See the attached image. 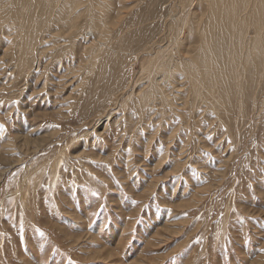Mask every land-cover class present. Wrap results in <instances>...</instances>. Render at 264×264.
Instances as JSON below:
<instances>
[{
  "label": "rangeland",
  "instance_id": "obj_1",
  "mask_svg": "<svg viewBox=\"0 0 264 264\" xmlns=\"http://www.w3.org/2000/svg\"><path fill=\"white\" fill-rule=\"evenodd\" d=\"M112 5L94 35L87 7L78 29L53 11L21 55L0 18V264H264V59L231 89L197 97L183 70L149 97L176 13L199 33L209 2Z\"/></svg>",
  "mask_w": 264,
  "mask_h": 264
},
{
  "label": "bare ground",
  "instance_id": "obj_2",
  "mask_svg": "<svg viewBox=\"0 0 264 264\" xmlns=\"http://www.w3.org/2000/svg\"><path fill=\"white\" fill-rule=\"evenodd\" d=\"M112 1L40 0L41 5L36 6L38 5L36 0H15L5 9L0 7V18L4 22L6 21L8 26L13 24V28L16 31H20L22 42L18 45V53L20 55L23 52L28 54L32 45L25 40L33 37L32 35L37 30L39 23L40 25L44 24L53 11L57 15H63L62 22L64 24L68 23L71 25V29H78V21L82 16H74L73 11L87 7V10L91 13L83 17L89 23V31L94 35L97 32L102 33L106 30L111 22V14L112 10H114ZM205 1L209 2V17L207 22L211 26L207 27L201 24L202 22L199 23L198 26L201 28L198 33L194 26L196 18L192 17L193 13L190 15V10H188L189 13L184 15L176 13L177 15L173 18V23L169 28L172 31L171 33L174 32L176 36L175 41L172 40L173 34L168 35L167 42L169 44H166L167 46H164L159 53L151 55L150 59L148 58L146 61V66L147 64L151 66L149 69L147 68V75L153 78L161 75L160 84L152 87L149 97L157 92L163 95V88L169 82L168 80L175 78L178 75V71L183 70H185V73H188L186 79L192 85V92L197 97L201 96L200 90L202 87H205L207 94L215 93L219 82L227 84L231 89L233 86L240 85V70L242 66L248 63H256L259 59H264V0ZM185 4L181 5L183 10ZM64 9L69 10L70 13H65ZM40 13L43 14L39 19ZM201 19L203 20L204 18L201 17ZM27 23H30L29 27H26ZM244 25H247L246 28H243ZM217 27L218 29H216ZM184 30L186 31V35ZM219 33H221L220 36H218ZM193 35H198L196 36L197 38L199 37L198 42L200 44H198L201 45L199 50L201 49L202 52L205 50V53L199 56H194V53L192 59L183 58V49H185L186 44L193 43ZM17 37L18 35L15 36L16 40ZM146 53L149 54L148 51ZM93 54H95L93 58L100 57V49L95 51V53L93 52ZM195 62H197V66L192 69ZM210 62L213 68L210 67ZM222 63L225 64V72L221 68ZM93 67L94 63L91 68ZM197 74L201 76L202 80L197 78ZM156 80H152L151 82L154 83ZM222 94L224 98L229 97L226 89ZM216 107L217 102H215V109Z\"/></svg>",
  "mask_w": 264,
  "mask_h": 264
},
{
  "label": "snow or ice",
  "instance_id": "obj_3",
  "mask_svg": "<svg viewBox=\"0 0 264 264\" xmlns=\"http://www.w3.org/2000/svg\"><path fill=\"white\" fill-rule=\"evenodd\" d=\"M41 235H43V233H41Z\"/></svg>",
  "mask_w": 264,
  "mask_h": 264
}]
</instances>
